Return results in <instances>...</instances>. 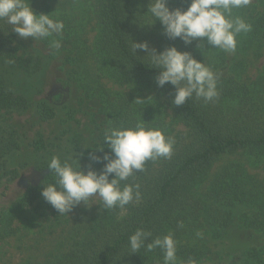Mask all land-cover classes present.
I'll return each instance as SVG.
<instances>
[{"label": "trees", "instance_id": "16d2710c", "mask_svg": "<svg viewBox=\"0 0 264 264\" xmlns=\"http://www.w3.org/2000/svg\"><path fill=\"white\" fill-rule=\"evenodd\" d=\"M97 1L96 47L91 57L78 52L72 59L73 79L86 95L102 101L108 127L133 126L142 118L148 127L164 133L170 118L183 130L173 138L171 158L149 160L145 171L121 183V187L138 184L140 199L95 213L89 233L82 239L75 237L61 256L24 264H164L159 248L131 253L129 236L140 228L151 232L152 238L172 234L178 264L190 259L204 264L209 251L185 243L196 240L202 229L217 240L238 225L264 234V181L248 180L242 171L229 169L213 181L205 199L197 194L198 186L222 157L240 151L264 157V64L254 78L249 77L252 67L264 59V0H252L247 7L233 10V16L252 25L251 31L237 36L235 52L212 48L205 39L203 54L197 48L199 40L185 45L179 38L168 39L159 21L151 27L139 26L145 23L141 14L147 11L149 0ZM190 2L169 0V7L186 9ZM11 27L0 20V189L4 190L20 179L27 166L15 165L25 150L24 135L12 123L15 116L35 107L42 122L57 117L50 103L33 104L43 94L41 79L51 58L35 47L33 39L18 37ZM73 39L75 45L77 38ZM131 39L146 40L158 51L174 45L205 61L218 74V98L205 102L193 97L175 106L174 87L157 86L158 70L140 57L146 54L142 50L138 56L132 53ZM91 60L97 68L90 65ZM100 77L110 78L121 90L113 92ZM138 98L142 101H135ZM40 191L41 186L27 192L22 207L34 205L42 197ZM227 264H264V245L235 252Z\"/></svg>", "mask_w": 264, "mask_h": 264}, {"label": "rangeland", "instance_id": "374dc122", "mask_svg": "<svg viewBox=\"0 0 264 264\" xmlns=\"http://www.w3.org/2000/svg\"><path fill=\"white\" fill-rule=\"evenodd\" d=\"M31 7L37 14H50L64 23L62 35L51 38L60 40V48L51 47L50 40H33L35 47L51 58L50 67L41 79L43 94L36 96L33 104L50 103L56 108L57 117L51 122H42L34 107L25 115L15 116L12 121L25 140V150L15 165L25 163L27 166L21 170L20 179L8 190L0 189V264H24L29 260L61 256L75 237L85 238L94 225V214L103 209L102 204L93 203L90 208L81 205L67 215L59 214L43 197L30 207L21 205V200L31 189L42 186L43 181L45 185L54 182L49 176L50 170L45 168L53 156L69 162L73 155L74 159L79 157L86 172L92 163L89 152L101 157L108 152L106 147L103 151L96 149L105 146L103 133L108 128L102 101L86 95L71 73L72 59L78 52L90 57L94 53L98 36V1L31 0ZM73 38H77L75 45ZM263 64L264 59L257 62L249 77L254 78ZM90 65L98 67L94 60ZM100 78L113 92L121 90L110 78ZM166 122L169 125L164 132L166 137L174 138L183 130L180 125L171 123L170 118ZM103 163H93L92 166L100 171ZM229 169L242 171L248 180L264 181V157L256 152L240 151L215 163L198 186V196L205 199L213 181ZM200 234L196 240H185V243L198 244L199 248L209 251L204 264H227L235 252L264 245V234L239 225L222 240L211 238L207 230L202 229Z\"/></svg>", "mask_w": 264, "mask_h": 264}, {"label": "clouds", "instance_id": "9594fccd", "mask_svg": "<svg viewBox=\"0 0 264 264\" xmlns=\"http://www.w3.org/2000/svg\"><path fill=\"white\" fill-rule=\"evenodd\" d=\"M252 0H191L186 9L170 8L169 0H149L147 11L141 14L146 18L139 26H153L160 22L163 35L170 40L179 38L185 45L199 40L197 48L202 52L204 41L212 48L233 53L238 46L237 36L252 30V25L239 16H233V10L247 7ZM0 20L11 25V31L22 39L34 41L50 40L53 48H60L58 39L64 30L62 20L54 19L50 14H37L31 7V0H0ZM211 48V49H212ZM142 50L150 68L158 70L155 77L158 87L166 84L174 87L172 103L175 106L186 104L195 97L205 102L214 101L219 96L217 89L218 74L209 66L197 60L190 52L180 51L176 46L166 47L162 51L151 47L148 41H133L131 51L137 55ZM205 50V49H204ZM138 56V55H137ZM135 101H142L136 99ZM142 118L129 127H108L103 133L104 147L109 149L103 157L89 152V163L85 172L79 157L61 160L53 156L45 168L50 170L54 179L47 185L42 182L41 196L59 214L71 213L77 206L90 208L97 203L107 211L115 207H124L140 199L138 184L128 181L137 173L145 171L147 161L159 158L169 159L173 153L174 139L166 137L162 130L147 126ZM91 148V147H82ZM80 155H83L81 153ZM104 161L100 171L93 163ZM111 177V179H110ZM99 198L97 201L96 198ZM182 227V223L179 225ZM200 236V233H197ZM151 238L150 242H147ZM131 253L146 249L163 251L164 264H178L176 241L172 234L152 238V233L142 228L129 236ZM187 264H196L190 259Z\"/></svg>", "mask_w": 264, "mask_h": 264}]
</instances>
